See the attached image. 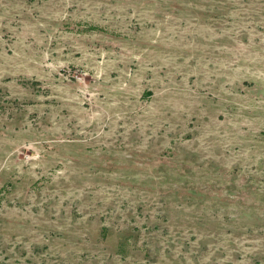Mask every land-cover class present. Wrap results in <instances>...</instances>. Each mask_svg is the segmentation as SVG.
I'll return each mask as SVG.
<instances>
[{"label":"rangeland","instance_id":"obj_1","mask_svg":"<svg viewBox=\"0 0 264 264\" xmlns=\"http://www.w3.org/2000/svg\"><path fill=\"white\" fill-rule=\"evenodd\" d=\"M0 264H264V0H0Z\"/></svg>","mask_w":264,"mask_h":264}]
</instances>
